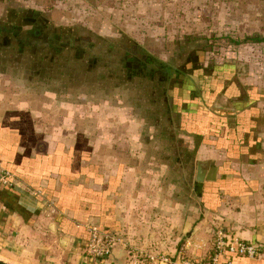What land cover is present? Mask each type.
<instances>
[{
	"label": "crops",
	"instance_id": "obj_1",
	"mask_svg": "<svg viewBox=\"0 0 264 264\" xmlns=\"http://www.w3.org/2000/svg\"><path fill=\"white\" fill-rule=\"evenodd\" d=\"M235 70L176 73L166 104L145 91L146 116L119 101L83 108L23 94L0 73V164L12 176L0 188V259L93 264L94 226L175 262L209 256L221 229L261 249L234 264H264V85L247 63ZM126 257L117 247L102 264Z\"/></svg>",
	"mask_w": 264,
	"mask_h": 264
},
{
	"label": "rangeland",
	"instance_id": "obj_2",
	"mask_svg": "<svg viewBox=\"0 0 264 264\" xmlns=\"http://www.w3.org/2000/svg\"><path fill=\"white\" fill-rule=\"evenodd\" d=\"M238 62L264 85V0H0L2 80L59 104L119 101L143 116L145 91L166 104L176 73L231 78Z\"/></svg>",
	"mask_w": 264,
	"mask_h": 264
},
{
	"label": "built area",
	"instance_id": "obj_3",
	"mask_svg": "<svg viewBox=\"0 0 264 264\" xmlns=\"http://www.w3.org/2000/svg\"><path fill=\"white\" fill-rule=\"evenodd\" d=\"M12 176L0 164V188L12 185ZM90 234L86 256L93 264L106 262L117 247L126 250V264H234L232 257L257 259L261 255V249L253 243L244 242L226 235L221 229L215 232L210 255L203 258H188L180 255L178 261L161 250H142L130 246L118 234H105L97 227H88Z\"/></svg>",
	"mask_w": 264,
	"mask_h": 264
},
{
	"label": "flooded vegetation",
	"instance_id": "obj_4",
	"mask_svg": "<svg viewBox=\"0 0 264 264\" xmlns=\"http://www.w3.org/2000/svg\"><path fill=\"white\" fill-rule=\"evenodd\" d=\"M137 63V62H136ZM140 67H142V68H140L142 71H143V73H142V75L144 74V73H147V77L146 78H149L150 80H154L156 77V75L157 74H155V73H157V71L155 70V69H149L147 66H146V64H142V63H137ZM163 68V67H162ZM163 70V69H162ZM168 71V72H167ZM171 71H170V69H166V71H163L162 73L165 75V76H167V77H170L171 75H174V73H170Z\"/></svg>",
	"mask_w": 264,
	"mask_h": 264
},
{
	"label": "water",
	"instance_id": "obj_5",
	"mask_svg": "<svg viewBox=\"0 0 264 264\" xmlns=\"http://www.w3.org/2000/svg\"><path fill=\"white\" fill-rule=\"evenodd\" d=\"M200 188H201V184H196L195 185V192L197 194H200ZM0 264H11V263H8V262L0 259Z\"/></svg>",
	"mask_w": 264,
	"mask_h": 264
},
{
	"label": "trees",
	"instance_id": "obj_6",
	"mask_svg": "<svg viewBox=\"0 0 264 264\" xmlns=\"http://www.w3.org/2000/svg\"><path fill=\"white\" fill-rule=\"evenodd\" d=\"M32 26H34V24H33ZM11 31H12V30H11ZM41 35H43V34H42V32H41L40 30H39V31L36 30V29L33 30V38H36V39H37V38H40Z\"/></svg>",
	"mask_w": 264,
	"mask_h": 264
}]
</instances>
